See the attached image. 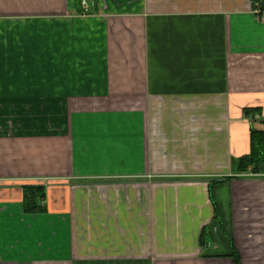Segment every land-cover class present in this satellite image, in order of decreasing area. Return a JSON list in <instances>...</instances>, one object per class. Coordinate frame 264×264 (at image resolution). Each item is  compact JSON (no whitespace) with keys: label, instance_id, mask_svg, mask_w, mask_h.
I'll list each match as a JSON object with an SVG mask.
<instances>
[{"label":"crops","instance_id":"obj_1","mask_svg":"<svg viewBox=\"0 0 264 264\" xmlns=\"http://www.w3.org/2000/svg\"><path fill=\"white\" fill-rule=\"evenodd\" d=\"M252 129L263 0H0V264H264Z\"/></svg>","mask_w":264,"mask_h":264},{"label":"trees","instance_id":"obj_2","mask_svg":"<svg viewBox=\"0 0 264 264\" xmlns=\"http://www.w3.org/2000/svg\"><path fill=\"white\" fill-rule=\"evenodd\" d=\"M264 4V0H263ZM260 110V108H246V115L250 116V113H256ZM252 152L240 157L237 161L238 174L243 175L248 172L250 166H253L254 171H252V175H261L262 172L259 171L258 165L264 161V132L252 129ZM225 180V178L217 181H212L210 183L211 188V197L213 199V186ZM44 189L42 186H27L25 187V207L28 211H37L43 208V205L39 202L44 198ZM216 217L219 218V211L217 206L215 205ZM233 255L236 259L237 263L240 264L238 259V254L236 249L233 247Z\"/></svg>","mask_w":264,"mask_h":264},{"label":"built area","instance_id":"obj_3","mask_svg":"<svg viewBox=\"0 0 264 264\" xmlns=\"http://www.w3.org/2000/svg\"><path fill=\"white\" fill-rule=\"evenodd\" d=\"M84 2H85V0H84ZM250 175H252V173H250Z\"/></svg>","mask_w":264,"mask_h":264}]
</instances>
